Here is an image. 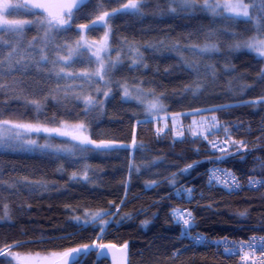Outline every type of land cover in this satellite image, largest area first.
<instances>
[{
  "label": "trees",
  "instance_id": "16d2710c",
  "mask_svg": "<svg viewBox=\"0 0 264 264\" xmlns=\"http://www.w3.org/2000/svg\"><path fill=\"white\" fill-rule=\"evenodd\" d=\"M202 2L197 0L198 5ZM141 3L142 14H118L109 18L110 30L99 25L82 33L83 40H98L108 29L112 57L118 52L123 61L111 74L106 99L105 81L101 86L85 84L83 89L90 87L91 92L81 90L79 79L71 85L79 94L96 93L102 105L85 114L81 101L72 95L65 99L62 92L49 94L57 85L55 77L50 81L43 78L46 72L18 75L17 80L25 81L23 90L0 93V119L35 124L38 118L48 127L54 126L53 120L57 124L60 120L83 121L91 139L113 145L93 147L79 155L0 150V218L4 205L10 215L0 222V247L16 245L13 251L23 255L47 254L95 241L127 244L129 264H238L214 242L264 236V190L246 187L251 179L264 177V58L228 47L234 42L233 34L242 43L253 36L264 38V32L254 30L255 20L233 22L225 18L230 15L213 16L204 11L172 13L169 8L177 6L166 0ZM256 5V14L264 16L259 12L260 0ZM119 6L117 0H109L98 12L96 0H90L80 9L77 23L90 24L95 15ZM16 11L18 15L7 18L32 16L23 9ZM80 32L72 28L57 41L74 44ZM209 32L216 34L220 51L208 58L192 54V46L203 45ZM34 36L35 27L27 39ZM137 56H142V63H133ZM90 60L85 52L74 59L72 70L93 72L96 65ZM185 62L200 69L201 82L206 85L196 95L192 91L197 74ZM206 65L215 67L214 82L204 79ZM4 83L11 81L5 78ZM125 84L158 95L175 114L173 119L181 115V133H176L170 119H145L143 106L123 98ZM60 88H69V84L61 81ZM28 100H37L41 111H34ZM212 116L218 128L206 134L191 132L195 118L209 121ZM217 145L225 147L224 151L216 152ZM223 158L219 165L238 178L243 185L240 191L209 182L208 168ZM184 209L193 218L188 228L176 223L175 213ZM97 212L111 213L105 215L110 223L103 234L98 229L104 225L84 226L75 219ZM196 236H204L207 244H195ZM6 259L0 257V264ZM84 264L109 262L98 261L92 254Z\"/></svg>",
  "mask_w": 264,
  "mask_h": 264
},
{
  "label": "snow or ice",
  "instance_id": "6c2138e0",
  "mask_svg": "<svg viewBox=\"0 0 264 264\" xmlns=\"http://www.w3.org/2000/svg\"><path fill=\"white\" fill-rule=\"evenodd\" d=\"M87 0H24L22 3H12V0H0V93H19L25 87L23 79L17 80L16 76L25 77L31 72L47 73L43 78L50 81L52 77L56 78L55 89H52L49 94L62 92L65 99L72 95L74 99L81 101L83 104V112L87 114L92 108L97 105H102L103 100H96L92 95L79 94L75 88H71L77 79L80 80V88L83 89L85 84L92 86L97 81H105L106 91L103 92V97L106 99L111 91L109 80L111 74L119 70V65L123 63L119 53L117 52L115 60L112 54L109 53L108 39L109 32L104 34L103 42L92 50V45H88L83 40V31L103 25L110 30L109 18L118 14L127 15H140L142 14L141 0H117L121 5L114 8L111 12L104 10L102 14H97L91 23H77L80 8ZM109 0H96L97 11L99 12L105 3ZM169 5H176L177 7H170L169 11L176 13L180 12H196L204 11L209 12L213 16L223 15V11H227L230 16L225 17L233 22L243 20L246 23L256 21L254 30L257 33L264 32V16L258 15L256 0H225L223 4L218 0H203L202 5H198L197 0H166ZM253 9L250 13L249 9ZM23 9L25 13H32L30 18L22 19H8L7 17L18 15L16 10ZM39 9V12L35 10ZM259 12L264 13V0H260ZM35 27L37 29V36L31 40L27 39V33ZM72 28L81 30L78 35L80 39L76 40L74 44L58 43L57 37L62 36ZM216 34L213 32L206 33V39L203 45H194L191 48L192 54L201 58H208L213 53L220 51L219 45L215 42ZM234 41L228 47L232 51H239L242 48L251 52H255L259 57L264 58V38L253 36L251 39L244 40L242 43L236 42L237 37L235 34L231 37ZM163 43V42H161ZM173 47H176L173 45ZM91 51V56L94 61L90 60L89 63L96 65L95 70L91 73L88 71L75 72L72 69L75 67L74 59L85 54L84 50ZM180 49L177 48V51ZM105 53V55H101ZM133 63H142V56H137ZM188 68L193 69L197 74V79L193 82L195 87L192 94L200 93L201 89L206 85L201 82L200 69L192 62H185ZM208 70L204 73V79L211 78L215 81V67L214 65H206ZM264 77V72L261 73ZM5 78L11 81L10 84H5ZM67 78H73L68 80ZM65 81L69 84V88L61 90L60 82ZM124 88V97L129 100H135L140 104L145 105L144 110L149 115H156L163 110V104L158 95L152 94L151 99L148 98V93L141 88H136L130 91L128 86L122 85ZM97 94L100 89L96 88ZM13 98H20L19 95H14ZM27 103L34 105V111L39 113L41 106L37 100H28ZM216 118L212 117V124L215 126ZM54 126L48 127L39 123H26V122H12L7 119H0V148H8L18 151H33L36 149L46 150L54 153H65L74 155L75 153H84L96 149H105L113 147L109 142L101 141L97 143L87 135V126L83 121L77 123H69L66 120H60L58 124L53 120ZM43 133V137H41ZM33 134H36L33 136ZM196 135L197 133H193ZM55 137H68L70 141L54 142ZM207 139V136L204 137ZM39 139H43V143H38ZM135 143V142H134ZM243 146V142H240ZM224 151V149H220ZM192 167V165H189ZM186 171V169H185ZM85 180L88 179L87 173H84ZM216 173L213 172L210 177L211 180H218ZM231 179V178H229ZM229 179L223 181L227 187ZM3 181L0 179V184ZM154 183V182H153ZM232 184H236L234 179H231ZM264 181L251 180L250 185L262 184ZM15 185L9 184V187ZM238 187V185H236ZM189 195L191 190H187ZM4 218L10 219L7 205H4ZM118 211V209H116ZM105 215L111 213L97 212L90 217L85 215V218L79 216L75 217L77 223L87 226L89 224H102L104 227L98 229L103 234L104 228L110 223L105 219ZM243 217L246 213H240ZM175 217L177 222H182L185 228L190 226L192 220L191 213L176 212ZM124 217H121L123 219ZM147 223V222H145ZM98 239H102L98 237ZM43 242V241H42ZM201 241H197L200 243ZM20 243V242H18ZM214 243L220 244L221 241ZM259 245L260 257H264V237L257 238L253 236L250 241L245 245L241 241L238 245L229 247L225 244L224 252L233 255L236 251H243L244 256L242 259L247 262L252 259L248 253L253 252L255 255L256 246ZM16 245H8L0 247V257L7 258L3 264H84V261L95 254L98 261L108 258L109 250L116 248L115 245L93 242L89 244H81L79 246L69 247L59 251H49L45 255L37 252L35 254L29 253L27 257L21 258L19 252L13 251ZM127 244H124L118 251L122 259L126 260L127 257ZM257 257L256 259H260ZM113 261L115 257L112 258ZM256 259H252V264H256ZM260 264H264V259H260Z\"/></svg>",
  "mask_w": 264,
  "mask_h": 264
},
{
  "label": "rangeland",
  "instance_id": "374dc122",
  "mask_svg": "<svg viewBox=\"0 0 264 264\" xmlns=\"http://www.w3.org/2000/svg\"><path fill=\"white\" fill-rule=\"evenodd\" d=\"M218 2L219 3H221V4H223L224 2H225V0H218ZM12 3H15L14 1H12ZM203 4V2L201 3V5ZM223 11V15H219V16H224V15H230L227 11H224V10H222ZM211 14V13H210ZM106 31H108L109 32V30L108 29H106L105 30V32ZM109 35H110V33H109ZM103 38H104V35L103 36H101L98 40H88V39H86V40H84V42L85 43H87L88 45H92V50H95V48L97 47V46H99L102 42H103ZM108 47H109V53H111L112 52V50H111V46H110V43H109V39H108ZM245 50H247V49H245ZM249 51V50H248ZM84 52H86V53H88V54H90V57L92 58V60L94 61V57H92L91 56V51H89V50H87V49H85L84 50ZM249 52H251V51H249ZM251 53H254V54H256V55H258L257 53H255V52H251ZM101 55L103 56V55H105V53H101ZM113 60H115V57H113ZM71 79H73V78H71ZM98 83H94L95 84V86H101V85H104V81L102 82V81H99L98 80V78H94ZM78 80V79H77ZM85 86V85H84ZM83 86V87H84ZM128 86V88H129V90L130 91H134L136 88H141V87H138V86H130V85H127ZM142 89V88H141ZM84 91H86V92H91V89H90V87H85V89H83ZM144 90V89H143ZM145 91V90H144ZM122 96H123V98L126 100V101H132V102H136V103H138L137 101H135V100H129V99H127V98H125L124 97V88L122 87ZM146 92V91H145ZM148 93V92H147ZM90 95H92V97L94 98V99H96V100H98L97 99V95H96V93H95V95L94 94H90ZM151 96H152V94L151 93H148V98L149 99H151ZM104 98V97H103ZM160 98V97H159ZM160 100H161V98H160ZM162 102V101H161ZM138 104H140V103H138ZM163 104V110H161L158 114H156V115H149L146 111H145V119H147V120H158V119H162V120H168V119H170L172 122H173V127L175 128V131H176V133L177 132H179V134L181 133V130L183 129H180L179 130V128H181V122H180V119H181V117H179V116H181V115H177V117H175L174 119H173V116L175 115V114H172V113H170L168 110H167V108H166V106H165V104L164 103H162ZM141 106H143L144 108H145V105H143V104H140ZM213 117V116H212ZM164 126H166V122L164 121V123H163V127ZM218 128V124H217V126H216V123H215V126H213V124H212V118H210V120L209 121H207V119L206 118H195L194 119V123L192 124V128H191V132L192 133H197V134H206V133H209V132H212L213 131V129H215V128ZM177 130H179V131H177ZM36 134H33V136H35ZM41 135V137H43V133H41L40 134ZM87 135H88V131H87ZM60 141H69L70 143H75L74 141H70L69 140V138L68 137H55L54 138V142H60ZM38 143H43L44 142V140L43 139H39L38 141H37ZM0 150H10V151H15V152H23V153H30V154H32V153H34V152H36V151H40L39 149H36V150H33V151H18V150H12V149H8V148H0ZM43 151H46V150H43ZM76 155H79V154H82V153H79V152H77V153H75ZM5 220H7V218H4V216H3V218H0V222H4ZM21 255V258L23 259V258H25V257H27L28 255H23V254H20ZM41 255H45V254H41ZM13 263L14 264H16V262L15 261H13Z\"/></svg>",
  "mask_w": 264,
  "mask_h": 264
},
{
  "label": "built area",
  "instance_id": "2783aa9c",
  "mask_svg": "<svg viewBox=\"0 0 264 264\" xmlns=\"http://www.w3.org/2000/svg\"><path fill=\"white\" fill-rule=\"evenodd\" d=\"M223 149V146L221 145H217L216 147V151L217 152H221L220 149ZM223 159H220L218 161L217 164H213L211 165L209 168H208V175H209V182H210V177L212 176V173L215 172L216 173V176L219 178L218 180H211V184H216V185H219L225 189H227L228 191H240L242 188H243V185L241 182H239L238 178L235 177L233 174L225 171L223 168H221V166L219 165L223 160ZM234 179L236 184H232L231 183V179ZM226 179H229V185L226 187L223 183L224 180ZM251 180H257V181H264V177L262 178H254V179H251ZM250 180V181H251ZM238 185V187L236 186ZM246 187L248 189H251V190H264V183L262 184H256V185H250V182L246 185ZM189 211L187 209H184L181 211V213H188ZM193 220V218H192ZM192 220L190 222V225L192 224ZM181 226H183L182 222H178ZM184 227V226H183ZM190 227V226H189ZM253 236H256L257 238L259 237H264L263 235H253ZM249 237L248 240L246 241H243L245 243V245L250 241V239L253 237ZM197 241H201L200 243H197ZM194 242L195 244H198V245H205L207 244V240L204 236H196L194 238ZM241 241H237V240H225V241H222L217 247L220 249V251L222 253H224L225 255L227 256H230V257H233V258H236L237 261H238V264H252V259H256L257 257H260V251H259V248L260 246L257 245L256 246V250H255V255L253 256V252L249 251L248 255L252 258L250 259L249 261L245 262L242 257L244 256V252L243 251H236L235 254L233 255H229L228 253L224 252V247H225V244H227L229 247H233L235 245H238ZM260 259H264V257H260ZM260 259H256V264H260Z\"/></svg>",
  "mask_w": 264,
  "mask_h": 264
},
{
  "label": "water",
  "instance_id": "95a60500",
  "mask_svg": "<svg viewBox=\"0 0 264 264\" xmlns=\"http://www.w3.org/2000/svg\"><path fill=\"white\" fill-rule=\"evenodd\" d=\"M89 1L90 0H87V2L85 4H83L81 6V8L84 7L85 5H87L89 3ZM35 11L39 12L40 10L37 9ZM107 244L115 245V244H112V243H107ZM115 246H116V248H113V249L109 250V256H108V258H105V260H107L109 262V264H129V247H127V257H126V260H124V259H122L121 254L118 251V249H120L122 246H118V245H115ZM113 257H115L114 261L112 259Z\"/></svg>",
  "mask_w": 264,
  "mask_h": 264
}]
</instances>
